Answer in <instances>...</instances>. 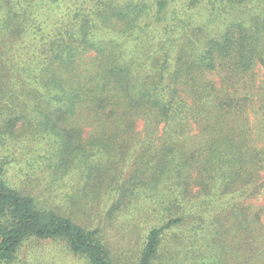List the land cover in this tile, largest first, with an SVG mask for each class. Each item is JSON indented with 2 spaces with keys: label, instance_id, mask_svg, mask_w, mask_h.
I'll return each mask as SVG.
<instances>
[{
  "label": "trees",
  "instance_id": "trees-1",
  "mask_svg": "<svg viewBox=\"0 0 264 264\" xmlns=\"http://www.w3.org/2000/svg\"><path fill=\"white\" fill-rule=\"evenodd\" d=\"M263 1L197 2L220 12ZM176 2L107 4L98 27L59 21L20 37L30 44L3 45L0 116L12 114L4 116L7 124L32 125L34 139L50 149L51 163L44 164L54 175L84 177L83 197L88 187L102 186L111 195L108 212L145 194L160 224L149 229L137 264H153L164 232L174 226L194 231L187 245L198 260L202 242L205 264H245L249 250L261 264L262 213L245 200L264 193V86L248 76L259 63L264 77V17L234 14L213 36L181 26L177 12L167 11ZM187 2L190 8L196 0ZM2 25L11 33L25 23L7 11ZM8 55L12 60L3 59ZM139 126L145 144L130 153L133 166L119 177L112 151L117 145L125 153ZM2 172L0 166V263H11L35 238L64 240L86 264H113L97 228L40 210Z\"/></svg>",
  "mask_w": 264,
  "mask_h": 264
},
{
  "label": "rangeland",
  "instance_id": "rangeland-1",
  "mask_svg": "<svg viewBox=\"0 0 264 264\" xmlns=\"http://www.w3.org/2000/svg\"><path fill=\"white\" fill-rule=\"evenodd\" d=\"M128 1L132 0H0V48L5 44L8 50L18 45L30 44V41H23L20 37L31 33L36 27H42L46 31L54 29L58 27L59 21H64L68 26H71L70 22H74L76 26L84 24L98 27L101 25V9L107 4L123 7ZM197 1L193 2L190 8H185V4L188 6L187 0H178L168 7L167 11L172 9L177 12L179 19H182L181 22L179 20L181 26L189 24L193 28L200 27L213 36H219L224 31L226 18L234 14L264 17V1L225 5L220 7V12H214L208 4H199ZM7 11H10V16L18 18L19 22L25 23L18 29L19 32L13 29L9 33L4 29L2 22ZM3 59L10 61L12 56L8 55ZM248 76L256 86H264L263 71L259 63ZM4 116L6 119L13 117L8 113ZM4 116H0V166L3 169L1 178L11 187L33 196L40 210H55L72 218L85 229L97 228L99 240L108 249L113 264H137L149 229L152 225L160 224L153 219L157 212L152 210L151 204L146 206L150 200L145 198V194L141 192L138 194L140 198H133L127 205L112 213L108 212L112 203L111 195L108 196L102 186L88 187L89 196L83 197L81 192L84 190L82 185L85 178L78 174L75 177L72 173L65 175L60 172L54 175L50 166L44 164L51 163L50 149L48 144L43 143L45 140L40 142L39 139H34L32 125H25L24 121L15 123L14 120H7V124ZM137 130L138 137L123 150L125 153H121L117 145L112 151L111 160L120 168L119 177H126L131 165L133 166L135 157L130 153L140 151L145 144L141 138V126L137 127ZM83 138L90 139L88 126L84 127ZM245 204L249 205L251 210H261L264 225V193L258 198H248ZM157 219L160 220L161 215H158ZM193 232L185 226H174L166 230L153 264H205L206 254L202 252V242L196 246L197 252L202 253L198 260L192 257L194 251L191 250L194 248L190 249V245H187ZM248 256L251 258L245 264H256L255 255L250 250ZM258 261L264 264V256H260ZM9 264L86 263L72 255L62 239L29 238Z\"/></svg>",
  "mask_w": 264,
  "mask_h": 264
}]
</instances>
